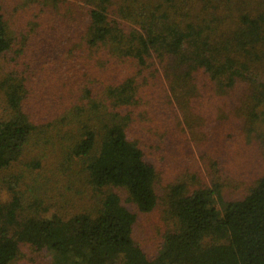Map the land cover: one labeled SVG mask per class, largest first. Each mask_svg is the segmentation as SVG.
Instances as JSON below:
<instances>
[{
  "label": "trees",
  "instance_id": "trees-1",
  "mask_svg": "<svg viewBox=\"0 0 264 264\" xmlns=\"http://www.w3.org/2000/svg\"><path fill=\"white\" fill-rule=\"evenodd\" d=\"M25 249L264 264V0H0V264Z\"/></svg>",
  "mask_w": 264,
  "mask_h": 264
},
{
  "label": "rangeland",
  "instance_id": "rangeland-1",
  "mask_svg": "<svg viewBox=\"0 0 264 264\" xmlns=\"http://www.w3.org/2000/svg\"><path fill=\"white\" fill-rule=\"evenodd\" d=\"M195 152L197 158L199 159L197 149ZM240 193L241 191L238 189L224 187L221 190L219 197L216 196L217 194H215V200L219 210H223V203H225L230 198L239 196ZM66 206H69L66 207L69 212L79 211L80 209L79 203L76 204L74 201L70 202ZM157 213L159 214V212L155 211L154 214L148 215V217L143 220L139 234L140 238L143 240V245L147 248L148 252L150 251L149 253L151 254L155 253L158 246L160 247L161 241L159 235L160 233L162 234L164 229L167 228L166 226L170 224V221L167 223V214L162 213L158 216ZM38 255L40 254L25 249L23 255L19 257V260L16 264H46L48 262L49 256L41 259Z\"/></svg>",
  "mask_w": 264,
  "mask_h": 264
}]
</instances>
